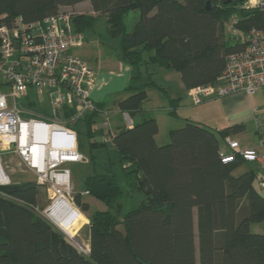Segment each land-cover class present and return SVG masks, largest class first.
Here are the masks:
<instances>
[{"label": "trees", "instance_id": "16d2710c", "mask_svg": "<svg viewBox=\"0 0 264 264\" xmlns=\"http://www.w3.org/2000/svg\"><path fill=\"white\" fill-rule=\"evenodd\" d=\"M227 1L0 0V26L11 28L18 19L43 21L89 2L93 14L72 13L73 27L86 41L94 36L103 46H113L119 59L132 67L128 96L115 107L133 120L141 116L109 139L98 124L100 104L73 123L77 136L87 139L89 155L80 150L77 138L78 150L93 166L75 203L81 212H89L81 201L88 195L108 207L91 216L90 251H79L42 215L43 188L36 181L12 182L0 187V264H264V234L250 229L264 221L257 168L249 163L250 169L237 173L248 163L238 159L223 164L220 157L224 138L246 127L218 130L186 119L160 146L155 140L158 122L144 113L149 90H156L168 101V114L178 117L183 98H173L157 82L158 72L179 73L186 91L213 83L228 56L246 46L243 34L264 30V10ZM136 10L140 18L129 31L126 18ZM233 17L238 19L237 39L226 29ZM21 99L34 106L30 95ZM62 111L69 127L76 112L66 105ZM41 116L54 119L53 112ZM125 189L145 199L121 216L116 204Z\"/></svg>", "mask_w": 264, "mask_h": 264}, {"label": "built area", "instance_id": "2783aa9c", "mask_svg": "<svg viewBox=\"0 0 264 264\" xmlns=\"http://www.w3.org/2000/svg\"><path fill=\"white\" fill-rule=\"evenodd\" d=\"M240 6L264 10V0H245ZM72 15L60 12L43 21L24 23L18 19L12 28L0 26V79L6 87V92H0V187L12 183L7 165L12 158L17 159L13 166L32 173L52 200L42 215L57 227L52 217L56 205L67 202L79 209L69 165L85 159L78 150L77 133L61 122L62 108L66 105L75 110L73 123L95 110L91 93L97 75L86 59L73 52L86 40L84 33L74 29ZM237 26L238 19L233 17L226 27L235 39L240 32ZM243 36L246 46L228 56L217 79L189 90L194 105L238 92L252 96L264 87V30L252 29ZM31 89L50 96L56 122L24 118L26 113L18 102ZM56 109L59 118L55 116ZM255 113L256 132L264 146V109ZM54 146L59 147L57 150L75 148L77 155L67 159L65 154L54 152ZM220 157L223 164L238 159L253 164L257 168L255 182L264 194V154L260 150L243 148L239 141L226 136ZM6 159L10 160L4 166Z\"/></svg>", "mask_w": 264, "mask_h": 264}, {"label": "crops", "instance_id": "0c3cea01", "mask_svg": "<svg viewBox=\"0 0 264 264\" xmlns=\"http://www.w3.org/2000/svg\"><path fill=\"white\" fill-rule=\"evenodd\" d=\"M77 7L78 5L64 9ZM91 13L93 14V11ZM100 45L98 40L90 41L88 39L83 47L74 49V53L86 59L96 71V85L92 90L91 97L94 104L103 106V110L98 118V124L103 128L105 137L108 136L106 139H109V135L112 137L122 129L134 126L135 123L141 120V116L137 115L133 120L129 115L127 116V113L115 107L117 100L128 96L126 90L131 82L132 67L119 59L117 50L113 49V46L99 47ZM106 48H110L112 50L110 52H113V54L110 53L106 56L103 53ZM179 78L181 80V77ZM180 89H183L185 92L186 100H184L183 95H177L176 97L171 95L175 99L179 97L183 98L178 105V117L168 114L170 105L160 92L153 93L151 90L148 92L149 99L144 103V113L147 116H153L158 122L159 131L155 136L158 145L167 144L170 139L169 132L173 130L172 128H167L165 132H161V123L165 122L167 124V120H165L166 116L186 121V119L193 120L191 117L196 115L198 116L197 122L203 124L202 118H204L208 123H204V125L218 130L244 125L246 127L244 131L230 136L239 141L243 148H256L264 154V146H261L259 143L254 122L255 112L264 109V87L252 96L247 95L245 92H238L221 98L209 99L197 106L192 104L189 91L184 89L183 83L180 85ZM249 125L252 126L253 134L257 136L258 144L255 146H248L245 141L237 139L238 136L247 131ZM160 136H162L161 140ZM79 191H82V189ZM84 198L91 199L88 195H85ZM83 245L85 244L83 243Z\"/></svg>", "mask_w": 264, "mask_h": 264}, {"label": "rangeland", "instance_id": "374dc122", "mask_svg": "<svg viewBox=\"0 0 264 264\" xmlns=\"http://www.w3.org/2000/svg\"><path fill=\"white\" fill-rule=\"evenodd\" d=\"M64 12L73 13V14H82V13H91L92 8L91 4L89 2H84L78 5L77 8H71V9H62ZM140 18V11L136 10L131 12L127 18H126V24L128 27V30L131 31L135 25V23ZM103 31L106 29V27H101ZM101 30V31H102ZM90 41H95V37L91 36ZM99 41V40H98ZM101 45L99 47H103L104 44L99 42ZM110 48L104 49V54L108 56L110 53L113 54V52ZM171 75V76H169ZM180 74L174 72V71H166L161 70L157 73L155 76L158 83L166 87L172 96L176 97L177 95H183L184 100H186V94L183 91V89H180V85L182 84L180 80ZM153 93H159L156 90H151ZM0 92H6V87H0ZM181 92V94H180ZM185 94V95H184ZM27 95H30V99L33 101L34 106H28L25 102V99H21L18 102V105L24 109L25 113L29 116H34L39 119H45L48 121H55L51 118H47L46 116H41L42 114H50L52 115V101L48 94L46 93H37L36 90L33 89V92L31 90L28 91ZM260 102V99H259ZM193 104V103H192ZM194 108V107H193ZM40 114V115H39ZM128 116V114H127ZM195 116V117H194ZM191 118L198 121V116L194 115ZM25 119H28L29 117H24ZM184 119V118H183ZM165 120H167V124L161 123V132H165L167 128L172 129H179L182 128L186 124L185 120L172 118L169 116H166ZM56 122V121H55ZM61 122L65 123V120L63 119ZM201 122V121H200ZM202 122L205 124H208L207 121L202 118ZM72 120L70 121L69 128H73ZM76 123V121H74ZM203 123V124H204ZM78 125V124H77ZM76 125V126H77ZM80 126V125H78ZM77 126V127H78ZM132 127V126H131ZM73 130V129H72ZM79 142H80V150L86 155H89V145L88 141L85 137L77 136ZM162 136H160L161 140ZM238 140L245 141L248 146H255L258 144L257 136L253 134L252 126L249 125L246 132L241 134L237 137ZM259 139V138H258ZM170 140V139H169ZM10 159H6L4 162V166H6V162H9ZM17 159L12 158V161L8 163L7 165V172L11 178V182L13 183H20V182H26V181H36V178L32 175V173L25 172L24 170L15 168L13 165L17 163ZM251 164H244L236 171L237 173L244 172L251 168ZM69 168L71 169L72 173V180L73 184L75 186V190L78 192L80 189L83 188L84 179L88 174L92 172L93 166L91 165L90 161H82L79 163L70 164ZM88 199V198H87ZM83 197L82 204H88L90 207V211L87 213L79 212L76 208H67L61 213V215H56L55 221L58 225V227L61 229V231L66 235V239L68 242H70L74 247H76L79 251H81L79 248L81 245H79V241L88 245V236H89V230L88 227L91 223V216L96 211H105L108 209V207L103 204L102 202L91 198L87 200ZM145 199V197L142 194H137L135 192H130L128 189H125V193L123 197L120 199V202H118L117 208L120 212L121 216L124 213L129 212L132 209L137 208L142 201ZM52 204V200L49 198L47 192L45 190H41V193L39 195V206L41 208L47 209ZM45 211V210H44ZM41 212V211H40ZM196 213V212H195ZM77 219L80 220L79 225H77ZM196 220V219H195ZM196 227V226H195ZM251 232L258 233V234H264V221L261 223H254L251 225ZM79 241H78V239ZM80 247H79V246ZM89 251L86 250L84 253H88Z\"/></svg>", "mask_w": 264, "mask_h": 264}, {"label": "bare ground", "instance_id": "6f19581e", "mask_svg": "<svg viewBox=\"0 0 264 264\" xmlns=\"http://www.w3.org/2000/svg\"><path fill=\"white\" fill-rule=\"evenodd\" d=\"M43 147H46L45 145H42ZM54 147H56V149H54L55 151L54 152H59V154L60 153H63V154H65V158H67V159H71V158H73V157H75L76 155H77V153H76V150H75V148L74 149H72V148H68V147H65V148H61L60 150H57L59 147H57V146H54ZM54 156H56V155H54ZM72 206L71 205H69L67 202H64V203H60L59 205H56V207L54 208V211H53V213H52V217H53V219L55 220V218H56V215H61V213H63V211L65 210V209H67V208H71ZM73 208H76V207H73ZM77 209V208H76ZM79 212H80V210L79 209H77ZM56 222V221H55Z\"/></svg>", "mask_w": 264, "mask_h": 264}, {"label": "water", "instance_id": "95a60500", "mask_svg": "<svg viewBox=\"0 0 264 264\" xmlns=\"http://www.w3.org/2000/svg\"><path fill=\"white\" fill-rule=\"evenodd\" d=\"M239 2H243V1H245V0H238ZM230 2V0H228L227 1V3H229ZM211 5V3L210 2H208L207 3V9H210V6ZM55 116H56V118H59V110L58 109H56L55 110ZM97 140L98 141H101V138L99 137V138H97ZM84 161H85V159H84ZM80 243V242H79ZM79 245H81V247H82V249L83 250H88V251H90V249H89V247H87V245H83V243H80Z\"/></svg>", "mask_w": 264, "mask_h": 264}, {"label": "clouds", "instance_id": "9594fccd", "mask_svg": "<svg viewBox=\"0 0 264 264\" xmlns=\"http://www.w3.org/2000/svg\"><path fill=\"white\" fill-rule=\"evenodd\" d=\"M82 248V247H81ZM86 250H83V251H81V252H85Z\"/></svg>", "mask_w": 264, "mask_h": 264}]
</instances>
